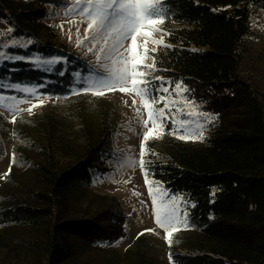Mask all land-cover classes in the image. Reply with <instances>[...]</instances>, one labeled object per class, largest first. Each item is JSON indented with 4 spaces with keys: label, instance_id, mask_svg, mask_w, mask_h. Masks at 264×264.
Listing matches in <instances>:
<instances>
[{
    "label": "rangeland",
    "instance_id": "374dc122",
    "mask_svg": "<svg viewBox=\"0 0 264 264\" xmlns=\"http://www.w3.org/2000/svg\"><path fill=\"white\" fill-rule=\"evenodd\" d=\"M44 6L47 10L46 21L58 34L50 54L32 48L34 40L16 34L14 27L0 20V32L5 33L0 35V44L8 45L0 47V52L11 57H24L22 60L0 59V96L6 98L3 105H11V108L0 106V144L3 146V154H0V209L15 206L20 201L32 202L33 194L48 192L49 182L40 177V166L60 171L85 154L88 141L93 145L109 127L110 132L104 135L106 143L100 149L99 162L103 168L95 167L90 173L89 183L77 184L61 198H56L53 214L42 225L0 228V264H46V229L54 220L87 218L109 207H119L127 215L126 235L113 243L87 244L83 262L173 264L172 253L175 251L185 253L187 248L198 251L197 231L190 226L187 216L183 215L179 197L168 196L177 198L176 206L181 221L176 225L177 231L169 229L172 231L171 243L165 239V230L155 223L149 185L145 183V168L142 170L139 165L145 129L135 108H140L143 118L147 119L141 98L135 93L129 95L119 90L106 91L103 96L81 92L83 78L93 75L94 70L95 73L103 72L101 65L109 64L110 60L103 56L97 60L99 47L89 51L93 43L91 37L82 44L77 43L78 38L84 37L87 20L79 14L80 8L75 6L74 0H47ZM70 8L73 10L68 11ZM175 26L161 24L162 31L154 33L155 39L163 37L164 44L171 47L152 43L147 47L159 50L179 46L167 41ZM8 29H12L11 33L7 32ZM138 39L143 40L142 37ZM12 41L18 43L13 44ZM130 42L125 41V47ZM189 49L204 48L191 46ZM139 50L143 53L142 48ZM154 53L150 52L147 59V63L151 64V57H155V71L148 79L151 80L152 76L164 78L163 81L152 82L156 86L163 83L169 88V93L160 95L178 101L173 106V112L180 109L184 113L198 114L181 115L177 119L190 121L187 134L192 138L184 141H202L209 135L205 127L213 117L201 111L186 91L177 94L176 83L172 84L171 79L164 75ZM52 59L57 62L50 65L43 63ZM239 70L264 96L263 8L253 11L252 26L244 41V55ZM10 85H19L20 88ZM23 88H35L36 91L25 92L21 90ZM133 99L137 101L135 106ZM29 108L31 112L27 111ZM168 124L165 121L162 138L146 142V154L143 157L146 165L155 160L149 156L151 147L161 146L170 135L167 134ZM185 134V130L180 129L176 136ZM201 135L203 138H198ZM157 185L160 192L167 193L157 183H152L154 190ZM160 192L157 193L158 201Z\"/></svg>",
    "mask_w": 264,
    "mask_h": 264
},
{
    "label": "trees",
    "instance_id": "16d2710c",
    "mask_svg": "<svg viewBox=\"0 0 264 264\" xmlns=\"http://www.w3.org/2000/svg\"><path fill=\"white\" fill-rule=\"evenodd\" d=\"M46 1L0 0V20L34 40L32 48L50 54L58 34L46 21ZM255 8L264 9V0L163 3V24L176 25L167 41L179 46L155 52L157 65L213 117L202 141L168 135L161 146L149 150L155 160L145 166L148 179L181 199V210L197 231L199 250L175 251L173 264H264V96L239 70ZM109 132L110 127L103 133ZM104 135L93 145L88 141L85 154L60 171L40 166L48 192L0 209V228L42 225L53 214L56 198L89 183L94 168H103ZM127 220L119 207L87 218L54 220L45 228V263L88 264L82 261L86 245L124 237Z\"/></svg>",
    "mask_w": 264,
    "mask_h": 264
},
{
    "label": "snow or ice",
    "instance_id": "6c2138e0",
    "mask_svg": "<svg viewBox=\"0 0 264 264\" xmlns=\"http://www.w3.org/2000/svg\"><path fill=\"white\" fill-rule=\"evenodd\" d=\"M164 0H74L76 7L80 8V15L87 20V27L84 30L83 39H77L78 44L84 43L91 37L92 47L89 51L99 47L97 60L103 56L110 60L109 64H103L101 67L103 72L95 73L82 80L81 92H91L94 96H103L106 91L119 90L121 93L131 95L135 93L141 98L142 107L147 113V119L143 118L140 108H135L137 117L140 118V123L145 129L143 139L141 141L140 161L139 165L144 170L146 162L143 159L145 156V144L150 139H160L165 134V121L169 122L168 133L176 136L180 129H184L185 135H178L177 138L191 139L192 136L187 134L188 120L177 119L178 116L198 115L197 113L187 112L177 109L173 112V106L178 103L177 100L169 99L166 95L160 93H169V88L163 83L156 86L154 81H163V77L152 76L148 77L155 71V57H151L152 63H147L149 53L156 52L157 48L149 49V43L171 47L163 42V37L155 39L154 33L161 32L160 25L164 23L165 11L163 9ZM73 9H68L72 11ZM12 29L7 32L11 33ZM79 36V30H77ZM5 33L0 32V35ZM143 38L140 41L138 38ZM131 41L125 47V41ZM13 44L18 43L12 41ZM0 47H8L7 44H0ZM143 49V53L139 49ZM0 59H16L22 60L24 57H11L0 52ZM39 63V61H37ZM55 59L43 61L45 64H54ZM79 74H77L78 76ZM10 87L20 88L19 85H10ZM25 92H35V88H23ZM177 94L187 89L182 83L175 84ZM6 98L0 96V106L11 108V105H3ZM24 102V101H19ZM126 103V102H125ZM133 106L137 104L136 99L132 101ZM157 105H162L157 107ZM36 105H33L35 107ZM31 112V108L27 109ZM13 122L15 119L13 118ZM151 123V127H149ZM197 127H200L199 125ZM198 138L202 139V135ZM13 162L15 155L13 154ZM7 175V174H5ZM145 183L149 185V196L152 199V211L155 223L165 232V239L171 243L172 231H177V223L181 222L178 216L176 206V197H168L167 193L160 192L157 185L155 190L148 180V173L144 171ZM160 192L158 201L157 193ZM167 197V198H166ZM183 215L186 217L187 213ZM172 229V231H169ZM152 231V230H146ZM143 233H141L142 235Z\"/></svg>",
    "mask_w": 264,
    "mask_h": 264
}]
</instances>
